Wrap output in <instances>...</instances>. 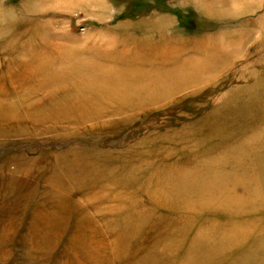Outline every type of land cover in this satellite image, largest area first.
I'll use <instances>...</instances> for the list:
<instances>
[{"label": "rangeland", "instance_id": "374dc122", "mask_svg": "<svg viewBox=\"0 0 264 264\" xmlns=\"http://www.w3.org/2000/svg\"><path fill=\"white\" fill-rule=\"evenodd\" d=\"M200 262L264 264V0H0V264Z\"/></svg>", "mask_w": 264, "mask_h": 264}, {"label": "bare ground", "instance_id": "6f19581e", "mask_svg": "<svg viewBox=\"0 0 264 264\" xmlns=\"http://www.w3.org/2000/svg\"><path fill=\"white\" fill-rule=\"evenodd\" d=\"M97 70V69H96ZM95 72V71H94ZM98 72V71H97ZM163 72V71H162ZM96 73V72H95ZM64 75H66V74H64ZM63 75V76H64ZM97 74H95V76H96ZM101 76H103V74H100ZM108 74H106L105 76H107ZM70 77V76H69ZM81 77H84V76H81ZM81 77H79V78H81ZM108 77V76H107ZM111 77H113V76H111ZM100 79H102L103 80V78L102 77H99ZM63 79V78H62ZM65 79V78H64ZM77 79V78H76ZM111 79V78H110ZM112 80V79H111ZM110 81V80H109ZM127 81V80H126ZM79 82H81V81H79ZM124 82V81H123ZM82 83H85L86 85H92V87H91V89L93 90V92L98 88V86H96L97 84H95V83H93V84H91V82H89V81H83ZM109 83V82H108ZM111 83V82H110ZM78 84H80V83H78ZM114 84V83H113ZM101 85V84H100ZM112 86V85H111ZM75 87V86H74ZM94 87V88H93ZM115 87V86H114ZM118 87V86H117ZM99 88H101V89H103L102 88V86H100ZM115 89H116V87H115ZM74 90H75V88H74ZM124 100V99H123ZM182 180H180L179 182H186L183 178H181ZM215 181L212 179V178H208L205 182H203V183H200V187H202V186H207V185H209V184H211V183H214ZM181 184V183H180ZM208 190V188H206V191ZM130 230H132L131 228H130ZM203 233V232H202ZM204 235H201V233H200V236H198L197 237V239H196V241L194 242V243H192V245H191V248H192V257L193 258H195V259H199L200 257H202V256H205V255H207V254H213V253H215L216 252V250H214V248L217 246V244H216V234H214V233H203ZM197 242H198V244H197ZM196 244H197V246H196ZM157 247V246H156ZM151 254L152 253H154L155 254V252L156 251H149ZM158 254V253H157ZM156 255V254H155ZM157 256V255H156ZM255 256H257V257H252L253 259H251V258H248L247 259V261H245L244 263H252L253 261H254V259H256V258H258V257H260L258 254L257 255H255ZM160 257V256H159ZM154 258H156V257H154ZM152 259H153V256H152ZM139 263H141L140 261H139ZM197 264H202L201 262L200 263H197Z\"/></svg>", "mask_w": 264, "mask_h": 264}]
</instances>
